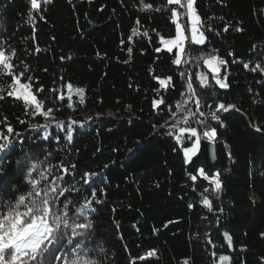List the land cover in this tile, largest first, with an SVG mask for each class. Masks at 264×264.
I'll return each mask as SVG.
<instances>
[{
  "label": "trees",
  "instance_id": "trees-1",
  "mask_svg": "<svg viewBox=\"0 0 264 264\" xmlns=\"http://www.w3.org/2000/svg\"><path fill=\"white\" fill-rule=\"evenodd\" d=\"M194 7L204 42L185 43L176 64L175 50L160 47L175 35L172 10L185 21L169 0H41L38 9L30 0H0V51L14 50L13 73L31 77L33 93L43 89V109H53L51 120L32 116L7 95L12 77H0V130L11 125L19 134L4 158L0 202L29 190L27 168L16 163L26 155L46 159L55 175L60 165H75L61 200L92 201L83 252L102 264H264V0H194ZM213 53L226 61L225 88L204 65ZM186 68L193 93L181 75ZM213 101L232 110L217 111L214 121ZM45 123L46 130L31 127ZM184 126L216 128L222 187L205 193L210 206L186 171L183 149L195 137L175 139ZM85 173H96L88 184ZM79 246H67L69 258ZM222 255L230 259L221 262Z\"/></svg>",
  "mask_w": 264,
  "mask_h": 264
},
{
  "label": "snow or ice",
  "instance_id": "snow-or-ice-1",
  "mask_svg": "<svg viewBox=\"0 0 264 264\" xmlns=\"http://www.w3.org/2000/svg\"><path fill=\"white\" fill-rule=\"evenodd\" d=\"M31 8L38 9L40 7L41 0H30ZM44 3H50L51 0H43ZM174 2L177 5H181V0H169V3ZM185 6V5H182ZM149 7V6H145ZM186 8L192 20V33L195 39L197 32L196 24L199 21V17L193 10V0H187ZM172 16L175 19L178 16L176 9L172 10ZM35 17L29 12V23L34 21ZM227 30V29H225ZM201 40L203 42V34L201 33ZM162 42L169 46V50L172 47H176L181 53L184 51L185 37L182 32L181 25L177 23V35L172 39L161 38ZM39 51V49H37ZM14 50L11 55L4 51H0V77L9 75L12 77L8 88L12 90L7 91V95L15 97L18 100H22L25 104L26 111L29 107L34 110L30 113L32 116L42 115L43 117H49V114L53 111L52 108H48L44 111V104L46 103L43 99H38V93L42 92L43 89L37 90V93H33L31 90V77H28L29 83H21L24 73L21 72L18 75L13 73L14 64L11 62L14 57ZM176 64L181 63L180 56L178 55L174 61ZM204 63L207 64L213 73L220 71L219 65L225 64L226 61L219 57H211L205 59ZM259 67V66H257ZM183 76L184 74L181 73ZM215 82L220 85L221 88H225L228 85L223 83L219 78L213 77ZM159 79V78H158ZM171 77L165 79H159L161 86H164ZM202 84L206 85L207 80H202ZM68 89L71 90L72 85H67ZM192 87L191 82L188 85ZM6 91L4 86H0V99L4 98L3 93ZM78 93L83 94L84 89H77ZM63 99V94L59 97ZM163 101H154V106L160 104ZM197 109L199 107V101H196ZM71 107V104L69 105ZM179 106V105H178ZM220 109L227 110L223 104ZM232 107V106H228ZM184 109L181 108V112ZM195 113H190L189 116H184V124L188 125L190 122V116H194ZM203 115V113H200ZM172 116H176L175 112H172ZM211 119L219 121L220 117L216 113H211ZM6 120V117H5ZM23 123V121H21ZM59 126L60 122H56ZM73 123H76L73 121ZM179 121L173 123L169 129L168 135H173L177 130ZM221 126L222 123H221ZM32 128L43 127L45 130L48 128V124L44 125H31ZM184 133H190L188 137L191 140L195 137V142L191 148H184L186 156L194 154L196 148L200 143V135L195 127L184 126L178 128V134L175 135L177 141H181ZM203 137L208 140H214L217 132L216 128H211L203 131ZM13 136L18 137V133H14V129L11 125H6V133L0 130V177H4L5 173V157L9 155L14 149L18 139H13ZM47 139V136H45ZM67 139L72 140L71 132H69ZM33 158L25 156L23 161H16L17 164L24 163L27 168V178L25 183L29 185V190L19 194L14 201H10L7 204L0 202V264H51L52 260H63L64 264H102V261L93 259L87 253L83 252L84 239L87 235V230L92 228L91 219H87L85 213L92 211V201H87L85 205L79 207L73 206L72 201L61 200V197L65 195L66 191L71 189L62 187L66 176L75 175L70 169H75V165L65 167L60 165L61 175H55L53 168L54 166H45L47 161L36 159L32 162ZM11 164V161L7 162ZM195 165H193L194 167ZM200 174L205 175V169H200ZM96 173H85L84 183L88 184L91 177H94ZM196 180L197 177L193 175L191 177ZM205 178H208L205 176ZM212 183L215 186V190L219 191L222 187V182L219 179V174L212 178ZM14 191H18L15 190ZM207 191V190H205ZM96 193L93 192L92 196L95 197ZM87 199V198H86ZM206 205L210 206V201L207 197L203 201ZM191 207V205H189ZM84 221V222H81ZM225 237L229 239L227 233ZM80 238V239H76ZM74 240L79 247H75L74 254L69 258L68 252L65 251L68 245H73ZM65 241L67 243H65ZM63 246V247H62ZM64 251V255H56L58 252ZM103 251V250H101ZM151 254V253H150ZM228 256H220L221 262L228 261Z\"/></svg>",
  "mask_w": 264,
  "mask_h": 264
},
{
  "label": "rangeland",
  "instance_id": "rangeland-1",
  "mask_svg": "<svg viewBox=\"0 0 264 264\" xmlns=\"http://www.w3.org/2000/svg\"><path fill=\"white\" fill-rule=\"evenodd\" d=\"M172 3H174V2H172ZM186 3H187V0H181V7H182V9H183V16H184V19H185V21L184 22H182L180 19H179V16H177L175 19H174V22H175V28H176V31H175V35L173 36V37H170V38H164V39H172V38H175L176 37V35H177V23H179L180 25H181V28H182V32H183V35H184V37H185V41H184V45H183V47H184V49H185V43H187V42H190V43H193V44H198V45H201L203 42H204V35H203V42H199L200 40H201V31H200V29H199V26H198V22H197V24H196V27H197V32H196V34H195V39L193 38V33H192V20H191V18H190V15H189V13H188V10H187V8H186ZM182 5H185V6H182ZM193 10H194V12H195V14L197 15V12H196V9H195V7H194V0H193ZM198 16V15H197ZM162 49H167V50H169V46H166L163 42H162V40H161V46H160ZM172 50H175V52H176V58H177V56L179 55L180 56V59L182 60L183 59V57H184V51H183V53H181L180 52V50L178 49V48H176V47H172ZM218 57V55L217 54H215V53H213V54H210V55H208V56H206L205 57V59H210L211 57ZM204 59V60H205ZM204 65H205V67L207 68V70L209 71V73L210 74H212V77H217V78H219L223 83H225V77L224 76H222L221 75V73H222V65H219V69H220V71L218 72V73H213L212 72V69L207 65V64H205L204 63ZM214 79V78H213ZM214 81H215V79H214ZM21 83H28V82H24V81H21ZM219 85V84H218ZM220 86V85H219ZM31 108V107H30ZM31 110L33 111L34 109L33 108H31ZM44 110V109H43ZM45 111V110H44ZM45 120H51L52 118L49 116V117H47V118H45V117H43ZM209 128L208 127H206L205 126V128H204V130L203 131H205V130H208ZM203 131H202V133H203ZM199 134V133H198ZM196 139V138H195ZM195 142V140L192 142V144H190V145H188V146H186V147H184V148H191L192 146H193V143ZM197 149H198V147L196 148V150H195V152H194V154L196 153V151H197ZM183 153H184V149H183ZM194 154H190V156H186L185 155V153H184V156H185V158L187 159V161L194 155ZM197 182H199V189H200V192L202 193V194H204L203 196H204V198L205 197H207L206 195H205V193L208 191V190H215V186H214V184L212 183V178H205L204 176H200V179L199 180H197ZM205 190H207V191H205Z\"/></svg>",
  "mask_w": 264,
  "mask_h": 264
},
{
  "label": "water",
  "instance_id": "water-1",
  "mask_svg": "<svg viewBox=\"0 0 264 264\" xmlns=\"http://www.w3.org/2000/svg\"><path fill=\"white\" fill-rule=\"evenodd\" d=\"M184 79L187 84L189 85L190 82V73L188 69H185V74H184ZM189 88V87H188ZM190 92L193 93L192 87L189 88ZM196 99V98H195ZM197 100V99H196ZM221 103L218 101H213L208 105V111L210 112H227L231 111L232 109L225 107L227 110L220 109ZM234 110V109H233ZM202 128L198 130V133L201 137L200 143L198 145V149L196 153L187 161L186 163V171L190 175H195L197 177V180L200 179V169L204 168L205 169V175L204 177L207 176L208 178H213L219 174V164H218V159L216 156V145L213 140H208L203 137L202 135ZM193 165H195L193 167Z\"/></svg>",
  "mask_w": 264,
  "mask_h": 264
},
{
  "label": "bare ground",
  "instance_id": "bare-ground-1",
  "mask_svg": "<svg viewBox=\"0 0 264 264\" xmlns=\"http://www.w3.org/2000/svg\"><path fill=\"white\" fill-rule=\"evenodd\" d=\"M228 108V107H227ZM216 113V112H215ZM203 130V129H202Z\"/></svg>",
  "mask_w": 264,
  "mask_h": 264
},
{
  "label": "built area",
  "instance_id": "built-area-1",
  "mask_svg": "<svg viewBox=\"0 0 264 264\" xmlns=\"http://www.w3.org/2000/svg\"><path fill=\"white\" fill-rule=\"evenodd\" d=\"M206 127H208V126H206ZM209 128V127H208Z\"/></svg>",
  "mask_w": 264,
  "mask_h": 264
}]
</instances>
